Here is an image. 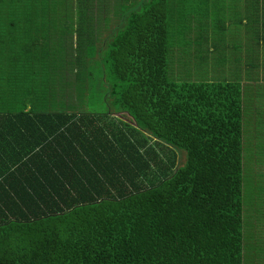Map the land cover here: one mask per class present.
Listing matches in <instances>:
<instances>
[{
    "label": "trees",
    "instance_id": "trees-1",
    "mask_svg": "<svg viewBox=\"0 0 264 264\" xmlns=\"http://www.w3.org/2000/svg\"><path fill=\"white\" fill-rule=\"evenodd\" d=\"M227 9L241 10L244 29L264 38V0H0V264H243L251 81L241 80L244 70L212 77L226 55L206 20ZM170 23L173 61L179 67L183 48L192 50L186 63L201 65L199 77L169 75ZM44 26L62 31L57 48L67 34L77 48L84 27L95 46L101 31L90 53L105 54L112 108L26 109L30 76L42 72L30 71V57L43 70L58 66L57 55L79 63L80 54L53 47L21 57L32 35L48 37ZM259 43L235 58L259 61ZM69 65L59 80L73 87ZM262 96L254 94L256 137Z\"/></svg>",
    "mask_w": 264,
    "mask_h": 264
},
{
    "label": "rangeland",
    "instance_id": "rangeland-1",
    "mask_svg": "<svg viewBox=\"0 0 264 264\" xmlns=\"http://www.w3.org/2000/svg\"><path fill=\"white\" fill-rule=\"evenodd\" d=\"M15 2L18 3V5H23L26 3V0H15ZM222 3L223 2L221 1V5ZM239 8H242V6H239ZM233 10L237 14H234ZM200 17H202V14L196 16L194 15L192 18L189 17V20L191 21L190 26H193L196 22L195 20L196 19L199 20ZM206 20L207 22H209L207 24H208V28L210 29L209 32L211 36L210 39L211 44L214 45L216 44V46H220V49L221 48L222 49L219 51H223L226 55L225 63L218 66L219 67L218 71H216V73L213 74L212 77H214V79L217 78L223 80V79L236 78V74L238 73L239 67L243 66V63L240 61L241 59H236L235 56H237V54L245 55L246 46L248 43L253 44L254 47L256 46L255 44L256 40L259 38L260 51L264 52V38H261L262 31H259L260 29L257 27V31H255V33L251 35L250 30H245L243 23L246 22L247 20L243 18V14L241 10H239L238 12L235 9H227L224 13L221 14L219 13L217 16L216 14H211L209 17H206ZM62 22L63 21L61 22L55 21L54 23H52V25L61 24ZM219 23H221V26H219ZM66 24H68V22H66ZM106 26L107 27L103 29L104 33H106L109 25ZM171 27L174 29V32L178 33L174 28V26L170 23L169 25L170 47L168 51L169 75H170V69L172 70L173 68V71L175 72L174 76H176L178 80L189 81L191 79L199 77L200 75L198 74V71L203 70V68L200 67L201 65L197 64L196 66H192L191 69L189 65L186 63L187 56L192 50L190 49L188 50V48L186 47L188 51L183 48L182 53L181 54L179 53L181 56L179 67H177L176 63L173 61V55H176L178 50V49L177 50L174 49V47L176 48L177 46L176 43H175L176 46L174 45V42L175 40L176 42L178 41L177 38L174 36L175 33L172 31ZM221 28H223L224 31L220 30ZM89 31L90 30L87 27H84L81 29V32L79 33L81 37L80 40L83 41V47L79 46L80 43L79 40L78 47L73 49L71 44L72 39L69 34L66 35L65 42L62 41V45L60 44L59 46V48H62L61 50H66V54L67 53L69 54V52L71 51L74 53V55H76V53L77 55L80 54L79 63H76L74 59H72V61L66 60L65 62L63 55H61L62 58H60V56L57 55L55 62L58 63V66L52 65L50 69L48 70L41 69L40 71L42 72L35 73L33 77L30 76V83L31 86H33V88L31 87L30 93L26 96L30 101V105H26V109L31 107L33 108L34 112H41V111H56V110L103 111L108 106L112 108L113 104L111 103L110 98L105 97V96L109 97V92H110L109 89L111 85V83L108 82L107 80L104 81L105 78L104 71L107 68V65L100 60L101 57L100 55H105V54H98V52L96 54H93L94 52L90 53L91 49L95 46L97 47V45L95 44V46H93L91 44L90 40L93 38H92V33H90ZM95 32L98 40L100 41L101 38L98 34H101V31L98 30V28H96ZM32 36L38 37L36 40L37 41L36 45H41L43 43L42 31L41 33H37ZM59 36L62 37V31H49L48 33L49 38L51 37L58 38ZM93 36H95V34H93ZM99 41L97 43H99ZM179 41L187 42V40L183 38L179 39ZM73 43L75 45V41ZM196 46H200V45L196 43L195 47ZM59 48H57L58 51ZM97 51H98V47H97ZM183 53L185 54L183 55ZM215 55L217 56V58H220L222 56L221 52L216 53ZM71 62L74 65H76L75 68H77L76 71H78L77 74L78 80L74 81L73 87L68 86L70 84V81L67 78L59 80L60 75L65 77L66 75H71L73 73L72 69L74 68L69 65ZM40 64L42 67L44 62H40ZM244 72L247 75H249L252 72L251 61L244 68ZM17 88L20 89L21 86H17ZM68 88H71V91L73 88L76 89V91L74 89V92H72L70 95H68L66 92L64 96V97H69L68 101L71 102L70 104L66 103L65 101L60 102L58 100L59 98L62 97L61 95H59L60 90L66 91V89ZM106 91L109 92L104 95V92ZM259 100L260 97L253 98V101L255 102H258ZM179 154L181 155H179V159L177 160H178V164H181L183 162L184 156L182 153ZM261 161L262 160H260V162ZM257 163L258 161L255 162L254 165H256ZM247 173L249 174V177L251 175L256 174L254 172L253 167L252 170L249 171V165L244 166V174L246 175ZM259 183L260 182H255V185H258ZM253 184H254L253 180L251 181V183L248 181L246 183V188H244L242 192L243 204L248 212L245 218V222H246L245 227H248V230H246V235L249 237V239L253 237L256 238L257 242L262 243L264 240V220H262L264 217L263 207H262L263 201L261 200V198H259V196H257L255 198V203L252 207L253 199L250 193L252 192ZM254 212H256L255 216L257 217V219L253 214ZM258 258L260 259L264 257L259 256ZM260 261L263 260L260 259Z\"/></svg>",
    "mask_w": 264,
    "mask_h": 264
},
{
    "label": "crops",
    "instance_id": "crops-1",
    "mask_svg": "<svg viewBox=\"0 0 264 264\" xmlns=\"http://www.w3.org/2000/svg\"><path fill=\"white\" fill-rule=\"evenodd\" d=\"M43 29H44L43 32L49 31L47 29V26H44ZM59 39L60 38H56V37H51V38L42 37L43 43L41 45H36L37 36L36 37L33 36L32 39L30 37V52L27 50L23 51L21 53V57L27 56L28 53L34 54V55L39 54L43 47H45V48H49V47L52 48L53 47V49H57L56 45L60 41ZM97 45H100V42L97 43ZM62 52H64V54H65L66 50L65 51L63 50ZM59 53H61L60 50H59ZM30 56H32V55H30ZM31 61L32 60L30 57V71H32V69H39V70L42 69L43 70L42 67L44 64L42 65L41 68H35L34 62H31ZM252 65H253V69H252L250 77H247L244 72L240 76L241 80H244V82L246 80L251 81L250 94H252L251 99L249 98V104H245V105H247V109H246L248 112L247 117L249 119H252L249 132H248V130L245 131L251 135V138L248 140V143H246L245 146L247 147L246 155H247V157H249V160H250L249 161V167L251 170L253 167L254 172L256 173L255 175H251V177H250L251 180H249L250 183L252 180L254 181V184L252 185V192L250 193L252 196V199H253L252 207L255 203V198L257 196H259V198H261V200L263 201L262 207H263V213H264V121H262L261 131H259L260 135L258 134V137H256L253 134L255 132L254 123L256 122V120L255 121L253 120L255 117L253 115L254 114L253 112H254V107L256 104V102L253 101L254 94H256L257 92H259V93L261 92L263 94L262 97H264V53L263 52L260 53L259 61H256ZM51 66L52 65H50L48 67L46 65L45 70L50 69ZM246 66H247V62L244 63L243 66H240L239 70H244V68ZM58 100L60 102H62V101L63 102L65 101L66 103L69 102L68 99H66L65 97H61ZM263 111L261 113V118L264 120V112ZM67 112L69 113V112H73V111L67 110ZM74 112H78V111H74ZM260 160H262V161L260 162ZM257 161H258V163L256 165H254V163ZM258 174H260V175H258ZM255 182H260V183L258 185H255ZM242 213H243L242 214V217H243V227H242V230H243V240H242L243 241V245H242L243 246V250H242L243 264H264V258H260L263 261H260V259L258 258L259 256L264 257V240L262 243H260V242H257L256 238L252 237L251 239H249V237L246 235V230H248V227H245V224H246L245 218H246V215L248 212L246 210V207H244V204H243V208H242ZM255 213L256 212L253 213L254 216H255ZM252 218H253V216H252ZM256 219H257V217H256ZM262 220H264V217Z\"/></svg>",
    "mask_w": 264,
    "mask_h": 264
}]
</instances>
